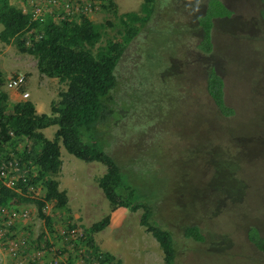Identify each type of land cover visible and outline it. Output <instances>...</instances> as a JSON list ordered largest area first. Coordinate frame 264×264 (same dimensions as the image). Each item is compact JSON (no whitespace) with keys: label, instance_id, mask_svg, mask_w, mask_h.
Here are the masks:
<instances>
[{"label":"trees","instance_id":"16d2710c","mask_svg":"<svg viewBox=\"0 0 264 264\" xmlns=\"http://www.w3.org/2000/svg\"><path fill=\"white\" fill-rule=\"evenodd\" d=\"M18 1L22 3L20 6L14 5L16 0H0V25L3 26L0 41L15 45L22 54L36 56L39 73L56 79L65 90L60 92L59 101L52 99L50 114L39 113L32 101L21 99L23 93L30 94L27 74L19 95L5 86L7 77L0 67V243L4 246L16 241L19 245L15 255L4 252L9 256L6 257L8 264L24 259L27 264H76L75 260L80 264H122L115 255L103 252L95 239L96 234L111 225L110 214L88 228L73 218L75 210L60 179L62 146L83 161L105 165L107 171L99 178L98 186L111 212L120 208L131 212L141 210V225L159 243L166 264H175L180 248L183 250L187 242L211 245L212 254L230 259L234 243L232 247L231 242H219L210 236L222 233L226 237L230 233H214L209 228L214 224L212 219H220L231 206L243 204L240 201L244 199L243 194L237 193V187L248 188V185L240 178V163L246 156L240 148L256 144L258 151L254 157H264V125L256 126L253 133L247 125V138L235 135L233 141L222 146V152L219 148L215 151L213 146L210 148L207 159L213 170L210 174L213 180L209 189L218 193L216 208L206 211L203 220L185 226V243L180 244L170 229L152 222V206L141 197L139 186L125 179L120 165L105 147L111 144L109 136L117 138L112 135L113 129L130 123L140 107L146 115L141 105L148 93L136 87L139 80L135 81V77L139 73L126 60L135 52L131 49L134 40L142 34L148 46L154 45L152 34L160 31L174 43L173 34L189 33L195 39L197 46L192 45L189 52L192 57L197 56L204 69L200 78H204L206 93L214 105L211 117L232 120L237 116V111L228 103V92L233 91L227 92V89L234 88L229 83L230 78L243 79L252 91L264 96V66L256 69L254 76L248 74L252 63L232 73L235 64L246 62L242 58L247 48L245 44L260 57L258 63H264V53L259 47L264 44V0H143L139 11L129 12H122L113 0ZM65 5L72 9L67 11ZM180 11L187 14L188 24L159 22L160 18H171ZM101 12H107L112 18L95 22L92 17ZM222 39L225 44L230 42L225 53L220 52ZM232 45L242 48L238 56L233 57ZM174 65L178 66L177 61L171 67L166 65L167 76H171ZM139 68L140 73L148 69L145 63ZM19 74L23 73L17 72L14 76ZM245 75L248 79H244ZM183 95L191 97L188 93ZM136 124L146 127L145 121ZM55 126L57 129L50 139L47 130ZM119 129L116 133L121 137ZM217 152L221 158L216 157ZM231 179L237 180L236 189L232 188ZM246 193L244 195L248 196ZM32 207L45 225L41 235H36ZM233 223L238 228L235 219ZM239 225L243 229L238 233L241 238L244 233L254 247L264 245V224L251 219ZM58 238L63 243L60 249ZM22 239L30 242V248L20 244ZM53 249L60 257L54 263H44L36 257L40 252L44 259ZM263 262L264 256H261L257 264Z\"/></svg>","mask_w":264,"mask_h":264},{"label":"rangeland","instance_id":"374dc122","mask_svg":"<svg viewBox=\"0 0 264 264\" xmlns=\"http://www.w3.org/2000/svg\"><path fill=\"white\" fill-rule=\"evenodd\" d=\"M113 1L120 5L122 12L139 11L143 2V0ZM14 5L19 6L20 2L16 0ZM105 17L110 19L112 15L101 12L92 18L95 22H106ZM162 20L166 23L174 22L182 25L189 23L188 16L183 11L171 18L162 17L159 22ZM2 29L3 26L0 25V31ZM172 37L175 43L163 32H156L152 34L153 46L147 45L144 34L134 40L131 49L135 52L126 60L135 72L139 73V76L135 77V81L139 80L136 87L148 93V98L141 105L145 107L148 118L140 107V111L133 115L130 123L113 129L112 135L117 138L108 137L111 144L105 147V151L120 165L125 179L128 178L131 183L139 186L141 197L146 199L154 210L152 222L155 225L159 222V225L165 229H170L175 241L180 244L183 241L185 243L184 227L197 220H203L206 211L216 208L218 193H214L213 190L211 192L209 189V184L213 180L210 174L213 170L208 163L207 153H211L212 146L213 151L219 148L222 152V146L229 144L230 140L233 141L235 135L247 138L245 131L247 125V129L252 128L251 133L256 126L263 127L264 96L252 91L243 79L230 78L229 83L234 88H226L227 92L233 91V93L228 92L227 97H230L228 103L237 111V116L232 120L211 117L214 105L206 93L204 78H200L204 69L197 56L192 57L189 52L192 45L197 46V42L189 36V33H181L177 36L173 34ZM229 43L225 44L223 39L220 40L219 44L223 46L220 52L225 53ZM232 47L235 49L233 57L238 56L242 48L239 46L235 48L233 45ZM259 47L264 53V44ZM245 48L242 58L246 62L241 65L235 64L232 73L239 72L247 63H252V66L248 68V74L254 76L256 69L264 66V63L262 61L258 63L260 57L252 52L249 44H245ZM0 58V67L4 70L3 75L6 77L13 76L17 72L25 76L27 74L29 100L36 105L39 113L50 114L52 101H59L60 92L65 90V86H61L56 79L41 75L37 69L38 58L20 53L15 45H6L0 41ZM175 61L178 66L174 65L171 76H167L166 65L171 67ZM142 63H145L148 69L140 70L141 74L138 68ZM166 71L169 73L170 70ZM244 79L248 77L245 75ZM170 83L171 86H169ZM144 93L139 92L141 96H144ZM187 93L191 95L190 98L183 95ZM205 117L207 119L203 125L201 121ZM139 121H145L146 127L136 126ZM117 128H120L118 133L121 137L116 133ZM56 129L55 126L47 130V136L50 139ZM240 150L242 152L244 150L246 154L240 163L242 167L240 178L245 179L248 185V188L244 185L237 187V193L243 194L244 199L240 198L243 204L231 206L227 209V213H222L223 216L220 219H212L214 224H211L209 228L214 233H230L226 237L222 233L210 235L213 240L231 242V245L234 243L230 259L224 255L218 257L212 254L211 245L203 246L187 242L183 250L180 248L175 264H257L261 262V256H264V245L254 247L244 233L242 238L238 233L243 230L239 223L244 225L245 220L252 219L264 224V157H254L258 151L256 144L242 146ZM216 157L221 158L218 152ZM61 158L63 166L60 179L62 187L68 191L70 205L75 210L73 218L80 225L88 228L109 214L112 216L113 212L108 201L98 186L99 178L107 171L105 165L83 161L71 155L63 146ZM144 163L146 165H143ZM236 182V179H231L232 188L236 189L237 185L234 184ZM244 192H247L248 196H245ZM35 209L32 207L34 210L32 219H35L37 223L36 235H41L45 231V225L39 217L37 218ZM115 215L119 216V225L109 226L103 234L101 232L95 235L100 249L102 246L99 242L103 240L122 264H166L159 243L141 225V210L123 211ZM234 219L238 222L239 229L233 223ZM203 227L206 229L207 225ZM57 240L60 249L63 243L61 238ZM224 247L225 252L226 246ZM55 251L53 249L44 262L53 261L54 263L59 260L60 257L56 256ZM6 259L0 260V263L6 264ZM75 263L80 264V261L75 260ZM23 264L27 263L24 261Z\"/></svg>","mask_w":264,"mask_h":264},{"label":"built area","instance_id":"2783aa9c","mask_svg":"<svg viewBox=\"0 0 264 264\" xmlns=\"http://www.w3.org/2000/svg\"><path fill=\"white\" fill-rule=\"evenodd\" d=\"M65 8L67 9V11L71 10L72 7H68L65 5ZM0 63H1V60H0ZM26 76L24 74H19V75H16V76H10V77H7L6 80H5V86L12 90V91H18L22 88L23 84H25V78ZM30 97V94L29 93H23L22 94V98L23 99H28ZM13 184V183H11ZM27 242V243H26ZM20 244L21 245H24L26 247V249L30 248V242L25 240V239H22L20 241ZM7 246V247H5ZM18 242L16 241H11V242H7L5 243V245H1L0 243V258H4V257H9V256H5V254L7 253V255H15L16 254V251L18 249ZM71 249V248H70ZM6 252V253H4ZM37 258H39V260L42 262H44L45 258L43 259V255L38 252V254L36 255ZM26 259H24L25 261ZM19 262L18 264H23V262ZM44 263H47V262H44Z\"/></svg>","mask_w":264,"mask_h":264},{"label":"crops","instance_id":"0c3cea01","mask_svg":"<svg viewBox=\"0 0 264 264\" xmlns=\"http://www.w3.org/2000/svg\"><path fill=\"white\" fill-rule=\"evenodd\" d=\"M17 2H20V1H18L17 0ZM20 4H22L21 2H20ZM17 6V5H16ZM20 6V5H19ZM123 211H128L127 209H125V208H120V209H117L116 211H114L112 214V216H111V227H115V226H118L119 225V222H120V220H119V216H116L115 215V213H117V214H119V212L120 213H123ZM129 212V211H128ZM110 227V228H111ZM105 232V230L101 233V234H103ZM112 234V233H111ZM100 244H101V246H102V250H103V252H110L111 254H113V255H115L113 252H112V249L110 248V247H108L106 244H105V242L103 241V240H100V242H99ZM117 259H119L118 257H116Z\"/></svg>","mask_w":264,"mask_h":264},{"label":"clouds","instance_id":"9594fccd","mask_svg":"<svg viewBox=\"0 0 264 264\" xmlns=\"http://www.w3.org/2000/svg\"><path fill=\"white\" fill-rule=\"evenodd\" d=\"M16 92H17L19 95L22 94L21 89L18 90V91H16ZM21 99L24 101V100H28V99H30V97H29L28 99H23L22 96H21ZM3 259H6V257H4V258H0V260H3ZM6 260H7V259H6ZM0 264H2V263H0ZM6 264H8V260H7Z\"/></svg>","mask_w":264,"mask_h":264}]
</instances>
